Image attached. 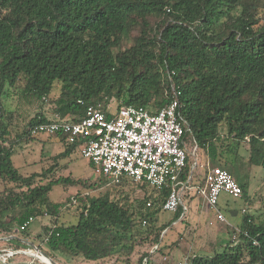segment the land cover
Here are the masks:
<instances>
[{
	"label": "trees",
	"instance_id": "trees-1",
	"mask_svg": "<svg viewBox=\"0 0 264 264\" xmlns=\"http://www.w3.org/2000/svg\"><path fill=\"white\" fill-rule=\"evenodd\" d=\"M172 86L180 93L185 147L223 168L229 164L225 154L235 156L247 143L248 163L264 170V0H0V237L13 236L4 249L27 248L22 245L29 226L18 228L48 215L39 237L48 252L64 258L97 262L117 256L128 264L139 244L153 243L158 251L161 232L170 225L156 226L166 189L125 177L113 183L98 175L92 184L49 177L65 168L58 161L80 147L60 134L47 136L63 146L53 164L21 175L11 160L2 100L15 96L50 106L51 119L43 111L35 114L19 136L33 140L39 136H29V129L54 115L77 122L92 107L111 117V101L115 111L135 106L155 114L169 102ZM186 164L182 179L192 166L188 153ZM127 182L152 194L135 204L109 191L77 194L74 224L59 223L64 205L49 198L55 186ZM239 185L244 194L247 185ZM181 212L178 207L172 222ZM237 237L190 264H264V223L243 215ZM150 253L137 264H147Z\"/></svg>",
	"mask_w": 264,
	"mask_h": 264
},
{
	"label": "rangeland",
	"instance_id": "rangeland-1",
	"mask_svg": "<svg viewBox=\"0 0 264 264\" xmlns=\"http://www.w3.org/2000/svg\"><path fill=\"white\" fill-rule=\"evenodd\" d=\"M45 102V101H44ZM2 107L5 110L4 123L7 125L9 142H13V155L11 157L13 166L21 175H30L32 173H41L43 168L53 164V157L63 151L62 144L55 141L53 137L40 135L37 139H21L27 122L42 112L50 117V106L45 103L40 105L34 99H17L10 96L2 100ZM116 104L111 101L109 111L114 112ZM227 143V142H225ZM189 156V164L192 159H197L194 175L196 179L202 180L206 174L207 167H221V163L214 160L204 159L201 153L194 151V148L186 146ZM229 159V164L223 167L228 171L238 183L247 185L246 191L241 198H233L226 193L219 197L215 209L207 207L205 200L196 195V189L193 187L188 196L181 197L182 206L185 207L184 215L172 222L175 212L161 211L157 218L156 226L165 227L159 250L155 251L153 243L139 244L128 264H137V261L143 255L150 253L147 258V264H190L194 257H209L214 252L223 250L226 244H233L238 239L241 219L243 215H248L255 223H264V170L262 167L252 166L248 163V145L241 143L236 155L225 154ZM208 160L207 166L205 162ZM200 163V164H199ZM59 166L65 165L62 170L56 169L49 177H69L72 180L86 181L87 184L97 182L99 179L90 165L91 163L81 156V150L77 149L73 155L64 160L58 161ZM194 182H198L197 180ZM41 182H44L41 181ZM103 185V184H102ZM3 186L0 184V191ZM104 191H109L113 197L123 201L127 198L132 204L143 201L152 191L140 189L138 186L127 182L122 187H116L109 183L99 186L95 189L86 188L82 185H61L55 186L49 193L50 200L64 205L59 211L60 224H74L78 214V204L73 198L77 195L89 194L90 196L99 195ZM70 202V203H69ZM219 211L224 219V223L216 220V212ZM45 220L50 221L51 217L43 216L32 221L27 230L28 241L38 246L40 250L55 260L58 264H126L123 257H111L97 262H86L64 258L57 253L48 252L46 246L42 243L40 234L42 233V224ZM1 238V237H0ZM2 239V238H1ZM6 240H0V250L7 247ZM23 248L27 244L22 245ZM9 264H42L29 256H16L8 261Z\"/></svg>",
	"mask_w": 264,
	"mask_h": 264
},
{
	"label": "built area",
	"instance_id": "built-area-1",
	"mask_svg": "<svg viewBox=\"0 0 264 264\" xmlns=\"http://www.w3.org/2000/svg\"><path fill=\"white\" fill-rule=\"evenodd\" d=\"M171 90L169 102L155 114L143 107L128 106L111 112L112 116L107 117L100 109L89 107L77 122L54 115L52 120L30 128L28 134H60L68 144L80 142L81 156L91 163L96 174L113 183L125 177L135 183H146L157 191L166 189L168 195L162 211L176 212L181 207L184 215L186 209L182 206L181 197L193 188L191 184L198 162H193L189 174L182 179L187 167V150L182 141L185 122L177 114L180 93L173 86ZM195 189L196 195L212 209L216 208L222 193L233 198L242 196L238 181L221 167H207L203 184L195 186ZM216 220L225 222L219 211L216 212ZM32 221L34 218H29L17 231H24ZM10 238L13 236L7 240ZM27 246L19 250H0V264H9L8 261L16 256H29L47 264L41 260L36 246Z\"/></svg>",
	"mask_w": 264,
	"mask_h": 264
},
{
	"label": "water",
	"instance_id": "water-1",
	"mask_svg": "<svg viewBox=\"0 0 264 264\" xmlns=\"http://www.w3.org/2000/svg\"><path fill=\"white\" fill-rule=\"evenodd\" d=\"M0 240H7V238H2V239L0 238ZM27 244H28L29 246H31V247L34 248V246H32L31 243L27 242ZM35 249H36V248H35ZM37 253H38V255H39L40 257H42V258H44V259L47 260V264H58V263H56L55 261H53L50 257H48L46 254H44L42 251L37 250Z\"/></svg>",
	"mask_w": 264,
	"mask_h": 264
},
{
	"label": "crops",
	"instance_id": "crops-1",
	"mask_svg": "<svg viewBox=\"0 0 264 264\" xmlns=\"http://www.w3.org/2000/svg\"><path fill=\"white\" fill-rule=\"evenodd\" d=\"M207 163H208V160L205 162V165H206V166H207ZM199 164H200V163H199ZM193 175H194V174H193ZM193 178H194L193 180H195V179H196V176L194 175ZM196 180H197L198 182H194V181H193V183L191 184L193 187H195V186H201V185L203 184V180H204V179H202V180L196 179ZM189 192H190V190H187V191H186V195H185V197L188 196V199L191 198V196L189 195Z\"/></svg>",
	"mask_w": 264,
	"mask_h": 264
},
{
	"label": "bare ground",
	"instance_id": "bare-ground-1",
	"mask_svg": "<svg viewBox=\"0 0 264 264\" xmlns=\"http://www.w3.org/2000/svg\"><path fill=\"white\" fill-rule=\"evenodd\" d=\"M41 260H42V261H45V262H47V260H46V259H44V258H42Z\"/></svg>",
	"mask_w": 264,
	"mask_h": 264
}]
</instances>
